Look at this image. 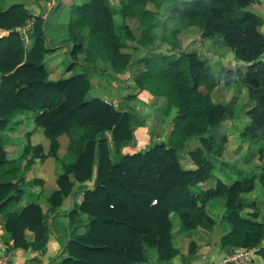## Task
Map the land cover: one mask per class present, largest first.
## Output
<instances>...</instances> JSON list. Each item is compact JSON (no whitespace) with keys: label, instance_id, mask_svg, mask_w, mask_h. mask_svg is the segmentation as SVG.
<instances>
[{"label":"trees","instance_id":"trees-1","mask_svg":"<svg viewBox=\"0 0 264 264\" xmlns=\"http://www.w3.org/2000/svg\"><path fill=\"white\" fill-rule=\"evenodd\" d=\"M255 2L119 0L117 7L109 0L72 2L63 27L68 60L64 71L69 74L52 80L43 62L51 45L42 17H31L21 2L0 0V31L5 32L0 35V130H12L30 115L47 139L45 152L39 144H25L17 159H8L0 138V221L12 248L42 255L49 235L57 234L61 252L47 264H144L150 256L155 264H165L179 254L172 219L185 231L210 230L216 220L206 205L217 199L228 225L219 246L253 247L264 259V225L255 214H240L239 194L252 189V180H216L212 189L195 190L214 168L212 160L202 159L212 152L213 143L204 135L235 112L234 106L214 100L216 87L235 81L244 88L249 120L239 136L264 149V20L247 9ZM114 15L120 18L121 34L114 30ZM28 20L30 26L24 27ZM16 27L26 30L21 33ZM191 27L244 66H213L192 43L181 48L180 36ZM125 71L131 72L135 87L152 96L170 124L165 140L130 154L121 148L133 141L141 117L87 96L91 74L116 77ZM60 136L66 143L63 155L57 156ZM192 139L196 145L186 153L195 167L183 169L178 158ZM35 157H51L60 170L55 188L44 197L45 211L35 202L17 206L24 187L39 181L24 179ZM22 158L25 165L20 169ZM258 180L264 188V172ZM68 196L72 206L62 209ZM59 215L66 221L58 222ZM77 226L83 230L78 232ZM191 248L189 241L187 253ZM36 256L32 261L37 262Z\"/></svg>","mask_w":264,"mask_h":264},{"label":"crops","instance_id":"crops-1","mask_svg":"<svg viewBox=\"0 0 264 264\" xmlns=\"http://www.w3.org/2000/svg\"><path fill=\"white\" fill-rule=\"evenodd\" d=\"M15 1L17 2L18 0H15ZM18 2H21V1H18ZM26 2H29V1L22 0V3L24 5L26 4ZM46 4L47 3L45 0H41V5L43 6V8L46 7ZM27 9L30 10V15L34 14L30 7H28ZM60 9L61 8H59L58 6L57 8L54 9L53 12L48 13V17H50V23H52L51 29L55 30V29L60 28L61 32L64 33L63 27L66 23L67 17H65V19L62 20L61 22H58V19H60L61 17L60 14L62 12V10L61 12L59 11ZM247 9L254 11L258 15H260L264 20V0H258V2L249 4L247 6ZM51 15H53V17H51ZM31 17H33V15H31ZM44 19L46 20L47 18H44ZM60 25L63 27H61ZM261 31L264 33V23L261 27ZM53 40L55 41V45H53L54 47L52 48H59V49L65 48L64 46L65 43L62 41L63 39H61L60 37L57 39H50V42H52ZM180 41H181V48L186 47L189 43L193 44L194 42H197L196 46L200 48L201 50V53H199V55L207 59L209 63L216 62L221 67L237 66L239 68H242L241 64L244 65V63L242 62H235L233 59L232 53L225 49H223L222 55H219V54L210 55L206 51L207 48L209 47L210 42H207L206 40L202 39L200 37L199 31L196 28L191 27V28H187L186 30H184L180 36ZM160 49L164 50L165 48L164 46H161ZM211 56L212 58H210ZM52 69L47 68L48 78H50ZM65 74H68V73H65ZM130 75H131L130 71H125L124 73L117 75L119 77H122V79L124 80L121 82V84H119V87H117L119 89V91L116 92L117 94L114 92L112 94V91L101 90L96 87L94 90L96 97L100 98L101 100L105 102H109L110 100L112 105L117 102L115 105L117 104L120 105L121 107L124 108V110L131 109L132 111L140 115L141 122L133 130V135H134L133 141L130 144L124 145L121 148V153H127V154L144 151L149 146H151L153 143H157V142L165 140L167 133L170 129L169 117L164 116L160 112L157 111L155 101H153L152 96L147 91L139 89V93L136 95L138 96L137 98L138 99L141 98L140 100L144 101L146 105H142L141 103L143 102H135L134 99H131V97L129 98L130 93L133 91V87H131L133 83H132ZM217 88L218 87H216L215 90ZM226 88H229V87L227 86ZM90 89L93 90V88H90ZM124 105H126V107ZM21 126L25 127L24 131H32L28 137L27 135H25L26 141L29 140V145H35L39 142L38 144L42 147L43 151L45 152L46 147H47V139H45L41 133H40L41 135L38 134V129L33 130L32 123L29 122L28 117H27V120H25L24 124ZM219 126L216 128V130H218V132H220L222 135L224 134V136H226V141H227L225 143L226 148L223 150L221 158L219 160L217 159L214 162V168H213L211 177L207 178L205 181L198 182L196 184V188H199L200 190L214 188L216 180H221L225 184H229L232 181L241 179V178H245V179L250 178L252 180L251 173L254 171L253 169L249 170V169H246L245 167L241 168L240 166H236V168L238 167L237 168L238 170L240 169V171L237 173H233V170L230 171L231 173L225 171L224 167L226 166H224L223 164L228 163V162H231L232 164L233 162L232 158L233 157L239 158L240 153L239 154L237 153L236 155H234L235 151L231 150L233 147L231 146L230 138L226 135L227 133L225 132L227 130L223 131L222 129H218ZM37 135L39 136L38 142L36 141ZM33 139H35V141H33ZM64 139H65L64 136H60L58 138L59 148L57 151V156H58L59 151L64 150V145L66 143V141L63 142ZM255 143L258 144L257 142ZM195 144L196 143L194 142V139L190 140V142L188 143V147L185 148L183 152L180 153L179 157L181 159L179 163L183 169H193L195 167L192 160L188 156V154L184 152L186 151V149L192 148ZM5 151H7V148ZM229 153L232 155V158L228 156ZM229 157L231 158L230 160H229ZM8 158L11 159L13 157H8ZM44 160H45L44 161L45 165L42 167L41 175H37V173H35L30 166L25 171L26 173L25 178H24L25 180H31L33 177H37V178L42 179V183H41V186H36L34 184L25 186L24 187L25 191L17 202L18 207H22L28 202H35L40 206V209L42 211L46 210V203L44 202V197L50 190L55 188V182H54L55 176L60 170H59L57 163L56 164L53 163L52 158L47 157ZM183 160L187 162H183ZM228 173H230V175ZM260 193H262V199H263L264 190L261 189ZM254 194H255L254 191H251V190L248 192H243L239 194V198L243 199V201L241 202V205H242L241 209H243V211L250 213L253 210H255V208H252V201L254 200L256 202V199H255L256 196ZM260 200L257 201V203L258 202L260 203ZM72 203H73L72 197L68 196L62 201L61 208L68 210L71 207ZM208 204H210L207 207L210 214L215 210L213 205H215L216 207H218V209H220V217L215 218L216 224L210 230H203V229L197 228V229L185 231L179 225L177 219L174 217L173 224L174 226L178 225L180 229L178 232V236L176 235L174 236V234H172V239L175 245L179 249V254L172 257L168 261L167 264H204L206 261L215 260V259L222 257L227 251L230 250V249L227 250V249L221 248L218 244L219 237L228 229V225L225 224V222L221 219V215L223 213L222 202L220 200L213 199V200H210ZM261 208H262V205H261ZM218 209L215 210L214 212L216 213ZM243 211L240 210V214L242 217L251 218L252 213L243 216L242 215ZM211 215L213 216V214ZM52 216L53 215H51V217ZM56 219L58 222L60 220H62L60 222H63L64 220L61 215H59ZM254 219L264 225V219L258 218V213L257 215H255ZM24 233L27 239L31 238V233L29 231L25 230ZM189 241L196 243V245H195V250L193 252L187 253ZM3 242L5 244L4 246L0 248V251H2L3 254L6 255L8 259V264H47L49 258L52 257L55 253L59 252V249L61 246V242L59 238L57 237V234L49 235L48 240L46 242V248H45L44 253L38 256H36L34 252H31L29 248L27 249L12 248V240L6 235L5 232L3 235ZM260 246H264V237L260 243ZM257 255L260 256L258 253ZM33 256L34 257L36 256L37 262L32 261ZM182 256H185V260L181 258ZM259 258L261 262L264 264V259L261 256ZM153 260H154L153 256H150V258L148 259V262L144 264H155Z\"/></svg>","mask_w":264,"mask_h":264},{"label":"rangeland","instance_id":"rangeland-1","mask_svg":"<svg viewBox=\"0 0 264 264\" xmlns=\"http://www.w3.org/2000/svg\"><path fill=\"white\" fill-rule=\"evenodd\" d=\"M18 1H21V3H22V0H18ZM28 1L29 2H26L25 6L27 8L30 7L32 9L34 14H31V15H33V18L34 17H42L43 26L45 28V32L48 35V42L51 45L50 50L47 53V55L45 56L43 62H44V65L46 68H49V69L54 68V69H52V73L50 74V78L52 80L57 79V78L61 77L62 74L63 75L65 74L64 69L68 63L67 53H66L67 45H65L66 43L64 44L65 50L59 49V48H52V47H54L53 45H55V41L53 40L52 42H50V39H57L59 37L61 39H63L64 33L61 32L60 28L55 29V30L51 29L52 23H50V17H48V13L53 12L54 9L59 6V8H61L59 11L61 12V10H62V12L60 14V16H61L60 19H58V22H61L62 20L65 19V17H67L66 15H68L69 4L72 2H81L83 0H60V3H58L57 0H45L47 4H46V7H44V8L41 5V0H28ZM109 1H110V4L112 6H114V7L118 6L119 0H109ZM148 7L152 9L151 5H148ZM51 17H53V15H51ZM44 18H47V19L45 20ZM113 20H114L115 32L117 34H121L119 16L114 15ZM30 23H31L30 20L26 21L24 27L30 26ZM24 27H23V29L19 30L21 33H24V31L26 30V28H24ZM61 27H63V26H61ZM63 31H64V29H63ZM3 34H5V32L0 31V35H3ZM25 38H26V36H25ZM196 44H197V42L193 43V48H195L199 54V53H201V50H200V48H198L196 46ZM188 48L190 49V47H188ZM223 49L224 48H222L221 46H219L217 44L209 43V47L207 48L206 51L210 55H214V54L222 55ZM210 58H212V56ZM211 65L217 66L216 62L211 63ZM242 65L243 64H241V67L244 66V65L243 66ZM233 67H237V66H233ZM74 70H77V68L75 67ZM66 73L69 74V72H66ZM68 74H65L64 76H66ZM120 74H122V73H120ZM122 81H124V80L122 79V77H119V76H116V77L112 76L111 77L110 75L105 74V73L98 74L97 76H96V74H91L88 78L89 90H88L87 96H89V97L96 96V94L94 93L95 87L98 89H101V90L112 91V94H113V92L116 93L119 91V89L117 87H119V84H121ZM228 87L229 88H223V89L217 88L212 93V97L214 98V100L220 101L222 103H228L231 106V108H232V106H234V108H235L234 109V111H235L234 115L230 118H227V119L221 121L218 129H222L223 131L227 130V131H225L227 133L226 135L230 138V141H231L230 143H231V146L233 147L231 150L235 151L234 155H236L237 153L238 154L240 153V156H239V158H235V157L232 158V155L229 153L228 156H230L233 159V162H232V164H231V162L223 164L224 166H226V167H224V169L227 172H230L231 170H233V173H237L240 171V169L238 170L237 169L238 167L236 168V166H240L241 168L245 167L246 169H249V170L250 169L254 170L251 173V177H252V181H253V187H252L251 191H254V193H255L254 195L256 196L255 197L256 202L254 200L252 201V208H255V210H253L252 212L249 213V212L243 211V209H241L243 211L242 215L245 216V215H248L251 213L257 215V213H258V218L264 219V212L261 208V205L264 203V198L262 199V193H260L261 189L264 190V188H263L261 182H259V180H258L260 171L264 172V149L261 150L259 147V144H256L255 142H246L245 140H243L239 136L240 130L246 125V123L249 120L248 117L244 114V108H243V105L245 104V100H246L245 94H244V88L242 86H240L235 81L231 82L228 85ZM90 88H93V90H91ZM138 93H136L133 96H129V98L131 97V99H134L135 102H143L141 104L146 105V103L144 101L140 100L141 98L140 99L137 98L138 96H136V95ZM108 103H111L110 100ZM116 103H114L112 106L113 107H120V108L124 109L123 107H121L118 104L115 105ZM124 106L126 107V105H124ZM136 114L138 116H140L138 113H136ZM27 117L29 119V122L32 123V120H31L32 116L27 115ZM27 117L23 118L22 122H20L16 125H13L14 128L12 130H10V129L0 130V138L2 139V142H3V149L6 150V148H7V151H5L6 152V158L13 157L11 159H17V157L19 156V154L22 151L23 146L25 144H29V140L26 141V136H25L26 132H28V131H24L25 127L21 126L24 124L25 120H27ZM217 127L211 128L208 131V133L204 135V137H206L207 139H211V141L213 140V143L210 144V147H212V152L209 154H204L202 159L207 158V159H210L213 162H215L217 159L219 160L221 158L222 152L226 148L225 147V143L227 142L226 136H224V134L222 135L220 132H218V130H216ZM32 128H33V130L38 129V134L41 135L40 134L41 133L40 128L34 127L33 123H32ZM33 141H35V139H33ZM36 141L37 142L39 141L38 135L36 136ZM65 141H66V138L63 140V142H65ZM194 142L196 143V139H194ZM10 144H11V146H10ZM186 151H184V152L186 153ZM63 153H64V150L59 151L58 156H62ZM27 157H28V155L25 158L27 159ZM230 157H229V160L231 159ZM25 158H22L19 162V168L20 169H22L23 166L25 165ZM8 159H10V158H8ZM44 159L41 160V159L35 157L30 162L29 166L32 168V170L35 173H37V175H41L42 167L45 165ZM180 159L181 158L179 157L178 161H180ZM52 161H53V163L56 164V162L53 159H52ZM183 162H187V161L183 160ZM23 173L26 174L25 172H23ZM230 173H228V174L230 175ZM33 178L39 179V181L37 183H34V185L41 186L42 179L37 178V177H33ZM253 178H254V180H253ZM195 190L198 192L200 189L196 188ZM78 199H79V197H78ZM239 200L241 202L243 201L242 198H239ZM259 200H260V203L259 202L257 203V201H259ZM208 203H207L206 207L210 205ZM213 206H214L215 210L218 209V207H216L215 205H213ZM214 211L211 213V214H213V217L214 218L220 217V209H218V211H216V213ZM62 217L64 219L63 222H65L66 217L65 216H62ZM81 217L84 218V215H82ZM60 221H62V220H60ZM179 229H180V227H178V225L174 226V224H173L172 229H171L172 234H174V236L175 235L178 236ZM76 230L78 232H80L83 230V227L77 226ZM195 245H196V243L192 242V248H191L192 251L191 252H193L195 250ZM256 255H257L256 252L250 253L249 256L246 257V259L242 260V264H263L259 258L260 256L257 255V257H256ZM218 259L206 261L204 264H212V263L216 262ZM167 263L168 262H166L165 264H167Z\"/></svg>","mask_w":264,"mask_h":264},{"label":"built area","instance_id":"built-area-1","mask_svg":"<svg viewBox=\"0 0 264 264\" xmlns=\"http://www.w3.org/2000/svg\"><path fill=\"white\" fill-rule=\"evenodd\" d=\"M154 202V201H152ZM3 225L0 221V248L4 246L3 242ZM256 252V248H236V249H230L227 251L221 258H219L216 262L212 264H242V260L246 259L247 256H249L250 253ZM0 264H8V259L5 254H3L2 251H0Z\"/></svg>","mask_w":264,"mask_h":264},{"label":"water","instance_id":"water-1","mask_svg":"<svg viewBox=\"0 0 264 264\" xmlns=\"http://www.w3.org/2000/svg\"><path fill=\"white\" fill-rule=\"evenodd\" d=\"M14 30L19 31L20 28H19V27H16ZM70 47H71V46H69V48H70ZM131 87H133V91L130 93V96H133V95H135L136 93L139 92V88L135 87L134 84H132ZM89 188H91V186H88V187H87V189H89ZM60 252H61V249L59 250V253H60Z\"/></svg>","mask_w":264,"mask_h":264}]
</instances>
